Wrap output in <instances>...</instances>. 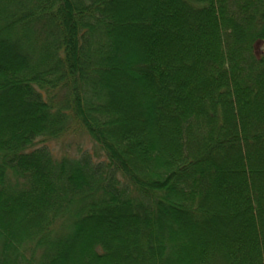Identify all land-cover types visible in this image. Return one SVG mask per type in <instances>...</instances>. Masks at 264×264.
Here are the masks:
<instances>
[{
  "label": "trees",
  "instance_id": "trees-1",
  "mask_svg": "<svg viewBox=\"0 0 264 264\" xmlns=\"http://www.w3.org/2000/svg\"><path fill=\"white\" fill-rule=\"evenodd\" d=\"M260 46L264 0H0V264H264Z\"/></svg>",
  "mask_w": 264,
  "mask_h": 264
},
{
  "label": "rangeland",
  "instance_id": "rangeland-1",
  "mask_svg": "<svg viewBox=\"0 0 264 264\" xmlns=\"http://www.w3.org/2000/svg\"><path fill=\"white\" fill-rule=\"evenodd\" d=\"M260 51H263L264 50V47L260 46L259 48ZM81 146L83 149L85 148H88V149H92L93 148V144L91 143V141L88 139V138H84V139H81ZM56 148V151H60V152H64L66 149H62V146L61 145H58V146H55ZM68 152L73 154V153H76V149L75 148H68Z\"/></svg>",
  "mask_w": 264,
  "mask_h": 264
}]
</instances>
